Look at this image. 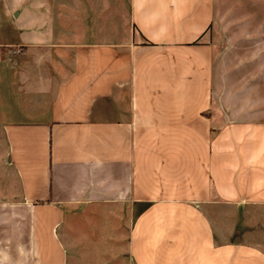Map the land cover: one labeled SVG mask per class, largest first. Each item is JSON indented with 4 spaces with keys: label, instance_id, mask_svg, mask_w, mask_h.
Instances as JSON below:
<instances>
[{
    "label": "crops",
    "instance_id": "0c3cea01",
    "mask_svg": "<svg viewBox=\"0 0 264 264\" xmlns=\"http://www.w3.org/2000/svg\"><path fill=\"white\" fill-rule=\"evenodd\" d=\"M30 46L0 54V264H264V0Z\"/></svg>",
    "mask_w": 264,
    "mask_h": 264
},
{
    "label": "rangeland",
    "instance_id": "374dc122",
    "mask_svg": "<svg viewBox=\"0 0 264 264\" xmlns=\"http://www.w3.org/2000/svg\"><path fill=\"white\" fill-rule=\"evenodd\" d=\"M130 28L131 0H0V54H6L3 63L14 70V62L26 57L37 40L49 44L120 42L129 37ZM0 71L1 95L7 97L13 93L10 84L16 71ZM11 97L13 107L15 97Z\"/></svg>",
    "mask_w": 264,
    "mask_h": 264
}]
</instances>
